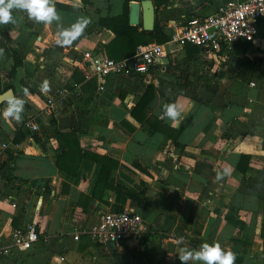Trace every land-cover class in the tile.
Instances as JSON below:
<instances>
[{"label":"crops","instance_id":"0c3cea01","mask_svg":"<svg viewBox=\"0 0 264 264\" xmlns=\"http://www.w3.org/2000/svg\"><path fill=\"white\" fill-rule=\"evenodd\" d=\"M225 1L153 2L154 23L168 37L186 16ZM53 2L64 28L81 16L91 21L70 47L55 44V22L37 24L22 11H12L15 23L0 25V91L9 87L22 96V116L38 124L32 131L4 118L1 103L0 164H8L11 180L0 178V244L11 227L32 218L43 239L25 252L0 255V264H180L177 240L189 249L219 243L235 254V264H264V16L252 40L239 38L220 53L161 42V71L109 75L98 89L100 78L82 77L79 54L106 55L103 44L113 33L97 18L119 13L122 0ZM45 80L47 93L40 90ZM148 84L150 97L134 110L138 121L130 110ZM49 96L55 102L47 108ZM167 103L179 106L178 121L159 118ZM53 130L72 131L77 146L100 161L82 156L73 173L58 168ZM240 154L247 156L243 171L236 167ZM101 164L110 171L95 184ZM123 208L147 224L142 240L112 247L89 238L86 229L99 211Z\"/></svg>","mask_w":264,"mask_h":264},{"label":"built area","instance_id":"2783aa9c","mask_svg":"<svg viewBox=\"0 0 264 264\" xmlns=\"http://www.w3.org/2000/svg\"><path fill=\"white\" fill-rule=\"evenodd\" d=\"M262 16H264V0H227L205 14L186 16L179 27L170 32L164 43L178 46L190 43L210 52L220 53L239 38L252 40L257 31V21ZM165 53L163 43L152 40L137 44L133 53L117 59L83 49L79 54V63L83 67L82 77L84 79L91 76L100 78L97 87L102 89L104 79L109 75H146L151 70L161 71L162 68L158 62ZM56 93L59 96L58 101H61L65 89L63 87L56 89ZM54 102L52 97H46L45 106L50 108ZM4 106L6 107V104ZM20 123L32 131L38 129V124L29 115L22 116ZM5 145L1 142V146ZM35 204L38 206L39 199ZM14 205V202H11V206ZM147 232L148 226L140 213L128 208L101 210L97 213L96 220L86 229L91 240L102 244L117 243L122 240L138 242ZM39 234L34 218L11 227L7 242L0 244V255L13 256L41 246L43 239ZM78 234V232L73 233V238H77Z\"/></svg>","mask_w":264,"mask_h":264},{"label":"clouds","instance_id":"9594fccd","mask_svg":"<svg viewBox=\"0 0 264 264\" xmlns=\"http://www.w3.org/2000/svg\"><path fill=\"white\" fill-rule=\"evenodd\" d=\"M22 11L27 14L29 20L39 24L57 25L55 44L58 47H70L91 23L87 17H78L76 22L67 28L61 23V16L55 8L53 0H0V25L15 23L12 11ZM42 92H49L50 86L47 80L40 85ZM24 89L23 93L27 94ZM0 103L6 104L2 115L6 119H11L20 123L24 111L25 100L22 96L15 94H5L0 97ZM181 116L179 106L174 103L163 105L160 119L178 121ZM222 173L217 172V180L222 179ZM176 257L180 264H235V254L230 250H224L219 243H202L199 249H189L181 247V241L177 240Z\"/></svg>","mask_w":264,"mask_h":264},{"label":"trees","instance_id":"16d2710c","mask_svg":"<svg viewBox=\"0 0 264 264\" xmlns=\"http://www.w3.org/2000/svg\"><path fill=\"white\" fill-rule=\"evenodd\" d=\"M80 1L83 4L86 3V0ZM128 1L130 0H122L121 10L119 13H116L114 15L99 16L97 18V22L99 24L109 29L113 33L112 38L106 44H103V48L107 56L115 59L130 55L134 52L135 46L139 43H144L152 39L158 42H164L167 38V36L158 27L156 22L153 24V27L150 30L142 29L140 27V23L134 25L129 24L127 22ZM167 1L168 0H152V2H154L155 4L166 3ZM195 49L196 46L194 50ZM16 64L17 61L14 59L10 69L5 71V73L8 75H12ZM72 79L76 83L80 81L82 77ZM151 88L152 86L148 84L144 92L140 95V97L137 99L134 106L130 110V114L132 116H135L138 121L141 120V117L137 115L134 110L141 111L148 98L150 97ZM163 130L168 137L172 139L174 138L166 128ZM53 133L54 135H56L57 142L61 148V152L55 157V165L58 168L64 170L67 173H73L75 171L78 159L82 156H87L94 161H100L98 155L89 153L77 146L76 137L72 131L60 132L58 130H53ZM35 139L37 140L38 138L35 136ZM11 157L12 154L11 152H9L7 154V160H9ZM243 158H247V156L240 154L236 163V167L240 171L244 170V166L240 165V161H242ZM6 164L5 161L1 162L0 164V178L10 181L11 176H9L5 172V169L7 168ZM109 171L110 169L108 167H103V164H101L99 175L95 184H97L98 181L102 180L103 178H106ZM126 193L131 197H135L134 193L131 190H127ZM83 196L86 197V195ZM81 209L85 210V206H82Z\"/></svg>","mask_w":264,"mask_h":264},{"label":"water","instance_id":"95a60500","mask_svg":"<svg viewBox=\"0 0 264 264\" xmlns=\"http://www.w3.org/2000/svg\"><path fill=\"white\" fill-rule=\"evenodd\" d=\"M127 22L131 25L140 23L141 28L144 30L152 29L154 23V6L152 0L128 1ZM5 94H13L11 88L8 87L0 91V97H3ZM20 147L21 143L18 144V148ZM106 245L114 246L109 242Z\"/></svg>","mask_w":264,"mask_h":264},{"label":"rangeland","instance_id":"374dc122","mask_svg":"<svg viewBox=\"0 0 264 264\" xmlns=\"http://www.w3.org/2000/svg\"><path fill=\"white\" fill-rule=\"evenodd\" d=\"M122 242H128V241H122Z\"/></svg>","mask_w":264,"mask_h":264}]
</instances>
